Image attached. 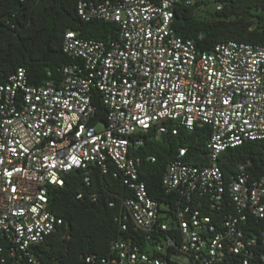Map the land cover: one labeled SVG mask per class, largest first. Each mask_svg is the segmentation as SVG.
<instances>
[{
  "label": "built area",
  "instance_id": "1",
  "mask_svg": "<svg viewBox=\"0 0 264 264\" xmlns=\"http://www.w3.org/2000/svg\"><path fill=\"white\" fill-rule=\"evenodd\" d=\"M76 1L83 21L115 24L116 36L67 31L62 49L73 63L60 81L31 86L23 69L0 79V264L19 255L35 263L32 248L62 224L49 192L66 175L80 170L89 184L93 167L110 166L132 191L122 199V230L130 221L143 240H114L107 257L86 264H264V176L240 164L228 178L217 164L229 148L264 141V44L206 51L176 32L179 6L220 11L218 0ZM95 93L106 110L97 125ZM204 127L208 162L189 164L180 148L162 178L172 204L150 197L136 150Z\"/></svg>",
  "mask_w": 264,
  "mask_h": 264
},
{
  "label": "trees",
  "instance_id": "2",
  "mask_svg": "<svg viewBox=\"0 0 264 264\" xmlns=\"http://www.w3.org/2000/svg\"><path fill=\"white\" fill-rule=\"evenodd\" d=\"M218 2L223 9H205L208 11L204 16L201 15L204 10L179 6L175 10L174 29L185 39L197 41L198 47L206 51L229 41L264 44V0ZM69 30L100 42H106L118 32L112 23L83 21L76 0H0V79L6 81L23 69L31 86L60 81L62 68L73 63L62 49L64 35ZM93 104L96 107L93 124L105 123L106 110L98 93ZM209 137L210 130L204 127L192 133L167 134L145 141L134 155L141 157L139 177L146 184L149 196L171 205V196L162 186L167 166L176 159L180 148H187L186 162L204 166L208 162ZM151 157L155 158L154 162ZM217 164L228 178L236 175L240 164L247 165L251 177L264 176V141L229 148L220 155ZM130 196L132 191L124 185L115 167L110 166L107 173L93 167L89 184L84 182L82 171L69 173L62 188H52L49 192V210L62 224L32 248L35 263L19 255L6 264H86L89 256L107 257L114 240L142 242V235L130 221L126 222L127 230H122L125 213L122 199ZM110 202H114L113 207ZM262 227L264 222L258 221L257 228Z\"/></svg>",
  "mask_w": 264,
  "mask_h": 264
},
{
  "label": "rangeland",
  "instance_id": "3",
  "mask_svg": "<svg viewBox=\"0 0 264 264\" xmlns=\"http://www.w3.org/2000/svg\"><path fill=\"white\" fill-rule=\"evenodd\" d=\"M208 10H211V7H208L207 8ZM208 10H204V12L201 13L202 16L206 15L205 11H208ZM100 128V127H99ZM176 260L182 264H189V261L187 259H184V258H176Z\"/></svg>",
  "mask_w": 264,
  "mask_h": 264
}]
</instances>
